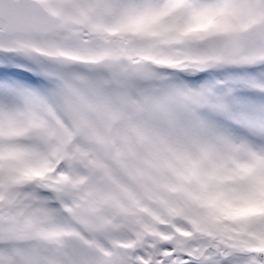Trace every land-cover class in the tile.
I'll return each mask as SVG.
<instances>
[{"label":"snow or ice","instance_id":"1","mask_svg":"<svg viewBox=\"0 0 264 264\" xmlns=\"http://www.w3.org/2000/svg\"><path fill=\"white\" fill-rule=\"evenodd\" d=\"M0 264H264V0H0Z\"/></svg>","mask_w":264,"mask_h":264}]
</instances>
